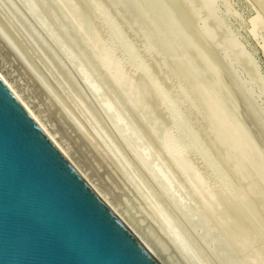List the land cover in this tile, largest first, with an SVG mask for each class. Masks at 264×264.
<instances>
[{"label":"rangeland","instance_id":"374dc122","mask_svg":"<svg viewBox=\"0 0 264 264\" xmlns=\"http://www.w3.org/2000/svg\"><path fill=\"white\" fill-rule=\"evenodd\" d=\"M125 1L0 0V67L157 264H264V0Z\"/></svg>","mask_w":264,"mask_h":264},{"label":"water","instance_id":"95a60500","mask_svg":"<svg viewBox=\"0 0 264 264\" xmlns=\"http://www.w3.org/2000/svg\"><path fill=\"white\" fill-rule=\"evenodd\" d=\"M0 264H156L1 80Z\"/></svg>","mask_w":264,"mask_h":264},{"label":"bare ground","instance_id":"6f19581e","mask_svg":"<svg viewBox=\"0 0 264 264\" xmlns=\"http://www.w3.org/2000/svg\"><path fill=\"white\" fill-rule=\"evenodd\" d=\"M136 1L137 0H126L125 1V4H126V6H127V13H128V17H130L131 19H135V21H136V19H138L139 17H140V11H139V9H138V3H136ZM150 1V0H149ZM154 1V0H153ZM162 1V0H161ZM160 1V2H161ZM219 1V0H218ZM128 4H127V3ZM138 2V1H137ZM148 2V1H147ZM151 2V1H150ZM149 2V3H150ZM156 2H159V1H156ZM159 2V3H160ZM141 3V2H140ZM152 3V2H151ZM156 4V3H155ZM151 5H153L154 6V4H151ZM156 5H158L159 6V4H156ZM216 5V4H215ZM158 6H154V7H158ZM161 6H163V4L161 5ZM154 7H149L150 8V10H149V12H148V14L147 15H145V17H144V19H143V21H142V23H138V24H142V26L144 27V28H141L140 27V30L142 29V31L144 30V29H146L147 31H149V32H147V33H151L152 34V36L154 35H157V32H155L154 30H152L151 28H150V25H151V20L152 19H154V17H155V11L154 10H156V8L154 9ZM160 7V6H159ZM162 8V7H161ZM161 8H160V10H161ZM157 9H159V8H157ZM147 11H148V9H147ZM158 16V15H157ZM165 16V15H164ZM166 17H167V15H166ZM165 17V18H166ZM172 17V16H171ZM129 18V19H130ZM128 19V20H129ZM167 19H168V17H167ZM170 19V18H169ZM173 19V18H172ZM129 21H131V20H129ZM166 22V21H165ZM164 22V23H165ZM168 23L170 22V20L169 21H167ZM171 23V22H170ZM165 25L167 26V24L165 23ZM138 27V26H137ZM170 27V26H169ZM169 27H168V29H169ZM171 27H172V24H171ZM170 27V28H171ZM172 28H174V26L172 27ZM175 29V28H174ZM160 30V29H159ZM175 30H177V28L175 29ZM151 31V32H150ZM144 33V32H143ZM173 33V32H172ZM175 34H176V32H174ZM148 34V35H149ZM151 34H150V36H151ZM169 34V33H168ZM169 35H171V34H169ZM174 35V34H173ZM173 35H171V37L173 36ZM178 36V35H177ZM157 37V36H156ZM174 37V38H173ZM172 38L173 39H175V35L173 36ZM179 38V37H178ZM172 39V40H173ZM171 40V39H170ZM179 40V39H178ZM174 41H176V39L174 40ZM169 43V42H168ZM175 43V42H174ZM179 43V42H178ZM177 43V44H178ZM181 44H182V41H181ZM181 44H179V45H181ZM184 44V43H183ZM167 45V44H166ZM166 45H164L165 47H166V49L167 50H169L170 48L168 47V45L166 46ZM170 45H172L171 43H170ZM169 45V46H170ZM169 48V49H168ZM175 64H177V63H174L173 64V73L178 77V78H182L183 76H184V71L185 70H182L181 68V70L184 72L182 75L180 74V71L178 72L177 71V69H179V67H177V66H179V65H181V64H179L178 63V65L176 66ZM182 66V65H181ZM180 66V67H181ZM183 67V66H182ZM177 68V69H176ZM182 71H181V73H182ZM0 80L2 81V83L4 84V86L11 92V94L14 96V98H16V100L18 101V103L22 106V108L26 111V113L29 115V117L34 121V123L38 126V128L44 133V135L47 137V139L51 142V144L54 146V148L59 152V154L64 158V160L70 165V167L76 172V174L80 177V179L86 184V186L89 188V190L94 194V196H96V198L102 203V205L112 214V216H114V218L122 225V227H124V229L130 234V232L127 230V228L119 221V219L113 214V212L109 209V207L107 206V204L105 203V201L103 200V198L101 197V195L99 194V192L97 191V189L91 184V182H90V180L87 178V176L83 173V171L72 161V159L69 157V155H68V153L65 151V149L62 147V145L61 144H59L58 143V141L55 139V137L47 130V128L45 127V125L43 124V122H42V120L39 118V116L34 112V110H32V106L31 105H29V103L24 99V97L21 95V93L18 91V89L14 86V84L12 83V80L6 75V73L3 71V69L0 67ZM179 143L177 144V147H176V150H184L185 148H186V142L184 141V140H182L181 138H179V141H178ZM180 152V151H179ZM131 235V234H130ZM132 237H133V235H131ZM135 237V236H134ZM133 237V238H134ZM134 240L136 241V239L134 238ZM137 242V241H136ZM138 243V242H137ZM140 243V242H139ZM138 243V244H139ZM140 245V244H139ZM140 247L146 252V254H148V252L140 245ZM152 255V254H151ZM148 256H150V254H148ZM150 258L155 262V260L150 256ZM235 259V257L234 258H232V257H229L228 259H226V263L227 264H231L232 263V261ZM157 262V261H156ZM155 262V263H156ZM160 262V261H159ZM157 264V263H156ZM160 264V263H159Z\"/></svg>","mask_w":264,"mask_h":264}]
</instances>
